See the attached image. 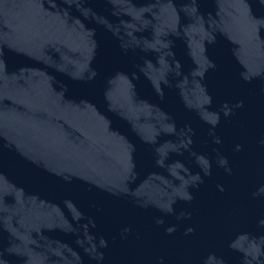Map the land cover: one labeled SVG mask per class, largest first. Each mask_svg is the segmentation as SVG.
<instances>
[{"label":"water","instance_id":"water-1","mask_svg":"<svg viewBox=\"0 0 264 264\" xmlns=\"http://www.w3.org/2000/svg\"><path fill=\"white\" fill-rule=\"evenodd\" d=\"M0 264H264V0H0Z\"/></svg>","mask_w":264,"mask_h":264}]
</instances>
